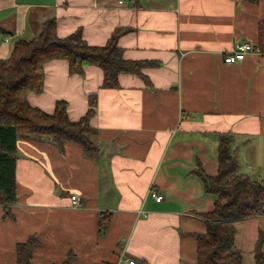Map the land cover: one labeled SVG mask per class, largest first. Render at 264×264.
<instances>
[{
  "label": "crops",
  "instance_id": "0c3cea01",
  "mask_svg": "<svg viewBox=\"0 0 264 264\" xmlns=\"http://www.w3.org/2000/svg\"><path fill=\"white\" fill-rule=\"evenodd\" d=\"M53 17L62 39L81 32L89 45L105 46L117 32L126 60L158 65L142 71L150 84L124 74L115 89L102 88L99 67L71 75L66 60L45 65L44 92L30 94L29 103L51 114L64 100L78 121L96 94L90 139L98 151L20 139L18 201L9 216L0 206V264H16V244L34 234L41 243L32 264L68 256L71 264H120L123 257L195 264V235L207 231L201 214L216 199L199 173L217 175L221 134L236 135L240 173L264 178V54L224 61L236 43L258 44L264 0H0V60ZM152 190L161 203L148 196ZM236 228L243 264H255L258 246L264 252V213Z\"/></svg>",
  "mask_w": 264,
  "mask_h": 264
},
{
  "label": "trees",
  "instance_id": "16d2710c",
  "mask_svg": "<svg viewBox=\"0 0 264 264\" xmlns=\"http://www.w3.org/2000/svg\"><path fill=\"white\" fill-rule=\"evenodd\" d=\"M234 1L257 5L260 0ZM118 36L116 32L105 46L89 45L81 32L62 39L58 36L57 19L53 17L42 24L32 39H18L11 56L0 60V206L6 216L11 215V208L18 201L16 170L20 139H47L62 149L66 144H76L88 155L98 151L90 139V120L97 109L96 94L90 95L88 111L78 121L70 119L68 103L64 100L56 102L51 114L29 103L30 94L44 92L47 63L66 60L71 75H83L89 66L99 67L104 73V89L118 88L119 77L124 74L138 75L150 84L142 71L158 64L126 60ZM257 36V46L264 52V21L259 23ZM235 142L236 135L221 134L217 175L199 173L206 193L216 199L213 209L201 214L207 231L195 235V264H243L242 253L235 246L236 224L260 214L264 207V178L254 180L240 173ZM106 220L101 218L100 226L106 225ZM40 243L37 234L17 243L15 263L32 264L34 249ZM70 258L62 264H71ZM255 264H264V252L259 246Z\"/></svg>",
  "mask_w": 264,
  "mask_h": 264
},
{
  "label": "built area",
  "instance_id": "2783aa9c",
  "mask_svg": "<svg viewBox=\"0 0 264 264\" xmlns=\"http://www.w3.org/2000/svg\"><path fill=\"white\" fill-rule=\"evenodd\" d=\"M263 53L264 52L262 51V49L257 45H254L252 43L239 42L234 45L233 50L230 53L225 54L224 61L227 64H234V63L244 61L246 56L249 54H255V55L262 56ZM151 196L153 199L156 200V202H159V203L164 200V197L160 195L158 192H156L155 190H152ZM71 199L77 205H81V199L77 195L72 196ZM261 213H264V207L261 210L260 214ZM125 263L126 264H136V261L132 259H125V257H123L122 263L120 264H125Z\"/></svg>",
  "mask_w": 264,
  "mask_h": 264
},
{
  "label": "rangeland",
  "instance_id": "374dc122",
  "mask_svg": "<svg viewBox=\"0 0 264 264\" xmlns=\"http://www.w3.org/2000/svg\"><path fill=\"white\" fill-rule=\"evenodd\" d=\"M58 191H59V193H60V195H62V197H71L70 195H71V191H68V190H65L64 188H61V186L60 185H58ZM151 193H152V191H150L149 192V194H148V196L151 198V199H153L152 198V196H151ZM153 200H155V199H153ZM156 201V200H155ZM159 203V202H158ZM161 203V202H160ZM72 204L73 205H76L74 202H72ZM103 227H106L105 225H103ZM124 244H125V241L124 240H122L121 242H119V245H120V247H121V249H123V247H124Z\"/></svg>",
  "mask_w": 264,
  "mask_h": 264
}]
</instances>
